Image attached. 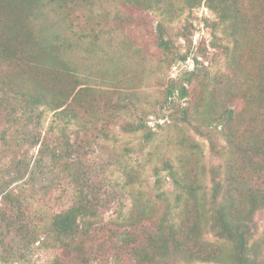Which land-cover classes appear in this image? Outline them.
<instances>
[{
	"label": "rangeland",
	"instance_id": "1",
	"mask_svg": "<svg viewBox=\"0 0 264 264\" xmlns=\"http://www.w3.org/2000/svg\"><path fill=\"white\" fill-rule=\"evenodd\" d=\"M164 1L168 4L162 1L144 13L124 5L123 0H91L86 5L77 0L68 18L65 10L48 9L36 23V30L42 26L47 36L61 33L72 42L66 56L77 68L78 88L92 90L100 107H106L105 103L116 105L117 116L107 125L88 116L84 126L67 124L43 106L31 109L21 102L18 91L33 89L29 69L13 68L11 85L9 77L3 79L0 185L22 200L26 216L21 223L28 228L42 231L54 215L74 203L81 191L88 199L97 197L107 204L102 219L109 226L119 215L128 213L138 192V204L151 214L150 223L170 208L171 217L178 219L179 190L164 170V163L178 167L180 159H196L197 170L201 164L205 170L219 164L207 139L195 131L192 115L186 118L183 114L185 109L191 111L200 91L197 81L189 84L185 77L193 70L195 58L198 68L207 70L212 80L225 73L227 59L222 49L231 47V41L205 0L198 6L187 0ZM116 16L127 22L120 25ZM158 25L163 27L164 37L175 53L188 54L185 62L170 67L172 56L157 46ZM175 82L187 88V96H179ZM107 115L108 112L103 117ZM128 123L142 124L144 129L126 133L123 126ZM145 134L149 141L144 139ZM76 137L79 145H72L70 156L63 154L56 140L73 142ZM217 141L219 146L223 144L221 139ZM54 152L64 156L54 160L50 155ZM203 184L209 189L207 172ZM4 208L0 196V212ZM6 212L7 216L12 213ZM254 222V240H258L264 233L263 211L254 215ZM15 227L7 229L0 221V231L4 233L0 234V264H48L53 250L44 247L43 238L39 236L35 242L25 244L16 235ZM207 239L212 240L210 235ZM121 261L131 264L124 255Z\"/></svg>",
	"mask_w": 264,
	"mask_h": 264
},
{
	"label": "trees",
	"instance_id": "2",
	"mask_svg": "<svg viewBox=\"0 0 264 264\" xmlns=\"http://www.w3.org/2000/svg\"><path fill=\"white\" fill-rule=\"evenodd\" d=\"M162 1L166 2L123 0V4L145 13ZM187 1L198 6L203 0ZM76 2L0 0V87L4 86V78L9 77L10 82L11 70L16 66L29 69L33 89L18 91L21 102L31 109L43 106L67 124L84 126L88 116L107 125L117 116L116 105L105 103L106 107H100L92 90L78 88L77 68L66 56L72 42L61 33L47 36L40 25L35 28L46 10H65L68 18ZM86 2L92 3L80 0L83 5ZM205 5L218 16L231 41V47L222 49L227 71L212 80L207 70L198 68L197 58L193 59V70L186 74L185 81H197L200 91L191 111L185 109L183 114L186 118L192 115L195 131L207 139L219 164L207 170L201 164L197 170L196 159H180L178 167L165 162L163 168L179 190L176 200L181 206L178 219L171 217L170 208L153 224L151 214L138 204L140 192L128 213L124 216L120 211L122 215L109 226L102 219L107 204L97 197L90 200L81 191L74 203L54 215L40 233L21 223L26 216L22 200L0 185L5 206L0 221L7 229L16 225L15 233L25 244L41 236L44 247L53 250L48 264H121L122 255L131 264H264V233L254 240V215L264 212V0H205ZM116 17L120 25L127 22ZM164 36L163 27L158 25L157 46L172 56L170 67L185 62L188 54L175 53ZM175 84L181 98L188 95L186 87ZM106 112L108 115L103 117ZM143 129L142 124L123 126L126 133ZM77 138L56 142L63 154L70 156L72 145H79ZM144 139L149 141V135L145 134ZM50 155L54 160L64 156L55 152ZM206 172L209 189L203 184ZM154 174L157 177L159 172L155 169ZM159 183L157 178V186ZM159 196L164 193L159 192ZM6 211L12 212L10 216Z\"/></svg>",
	"mask_w": 264,
	"mask_h": 264
}]
</instances>
